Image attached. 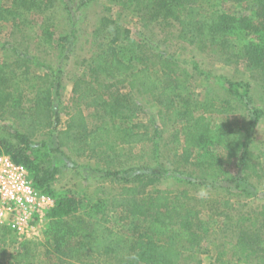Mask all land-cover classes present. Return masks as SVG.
Returning a JSON list of instances; mask_svg holds the SVG:
<instances>
[{
    "label": "trees",
    "instance_id": "trees-1",
    "mask_svg": "<svg viewBox=\"0 0 264 264\" xmlns=\"http://www.w3.org/2000/svg\"><path fill=\"white\" fill-rule=\"evenodd\" d=\"M10 1L9 7L0 3V22L11 18L20 34L26 26L25 15L46 10H42L46 8L43 0ZM89 1H81L79 8ZM115 1L123 17L140 19L144 32L137 40L119 22L101 20L96 37L106 33L110 25L112 31L106 37L111 38L99 44L88 73L74 74L72 101L77 104L64 107L67 121L62 130L57 131L61 115L53 106L61 96L66 69L64 61L59 65L49 58L57 52L68 61L79 31L72 28L62 34L53 23H43L34 41L22 35L15 39L16 46L5 45L13 56L0 61V120H12L17 128H8L10 137L0 141V155L24 165L34 189L55 203L42 230L44 241L24 240L13 264H203L201 257L209 254L205 246L208 229L200 223L204 207L221 215L225 228L233 232V241L217 247L216 262L264 264V205L255 215L234 217L230 211H221L232 208L230 199L197 200L190 188L151 191L167 174L185 176L190 186L222 187L219 181L234 183L236 188L241 184L264 185V147L260 153L252 148L264 111L251 110L242 129L244 135L229 125L222 129L205 116L217 104L225 107L238 102L246 107L251 85L215 77L222 95L200 103L195 95L194 71L187 66L192 63V69L205 79L210 73L193 60L177 61L158 52L147 36L152 29L166 35L175 31L181 43L199 51L219 49L226 60L244 61L251 77L264 84V0H230L233 6L226 10L219 9L220 0ZM31 47L37 53L32 54ZM87 62L78 66L85 67ZM141 101L157 104L162 109L157 116L163 122L165 117H174L175 123L182 125L173 131L175 140L180 134L186 138L182 154L175 161L169 154L163 157L167 167L160 163L159 172L137 165L120 167L123 159L131 156L138 158V165L156 162L161 152L163 137L154 126L157 121L137 120L145 107ZM40 136L53 137L57 148L69 153L62 154L61 162L65 160L71 168L80 167L72 158L94 160L95 171L104 174L103 183L108 185L101 189V196L78 199L70 191H56L53 183L60 170L51 167L47 141H37ZM138 145L147 150L134 157L130 153ZM230 163L236 173L224 177ZM170 165L174 167L170 169ZM118 212L120 221L141 220L142 225H136L130 236L113 230L109 218ZM0 235L13 234L4 231ZM90 258L99 262H90Z\"/></svg>",
    "mask_w": 264,
    "mask_h": 264
},
{
    "label": "rangeland",
    "instance_id": "rangeland-1",
    "mask_svg": "<svg viewBox=\"0 0 264 264\" xmlns=\"http://www.w3.org/2000/svg\"><path fill=\"white\" fill-rule=\"evenodd\" d=\"M46 8L44 12H32L25 15L26 26L22 28L23 33H17L13 26V21L11 18H7L0 22V61H4L8 57H12V52H8L5 45L14 44L15 39H20L22 35L27 37L29 40L34 41V37L40 34L39 27L41 24H52L53 27H56L62 34L71 31L72 28L79 31L77 40L75 41L74 51L70 52V58L68 61L59 58L58 53H54L53 57L49 58V61L56 62L59 65H62L64 61V69H66L63 77V90L61 91V96L59 99L54 101V111L60 112L61 115V124L59 125L57 131L62 130L65 127L67 121V116L64 115V112L67 110L64 109L66 105L69 104V107H74L77 103L72 101V89L73 83L72 78L74 74L82 75L84 72L88 73L90 62L93 59L94 55L98 51L99 44L109 41L111 37L107 36L111 33L112 28L107 30L102 36L99 35L96 37L95 32L101 26V20L103 18H108L112 21L119 22L123 30L127 29L131 32V37L135 39L139 38V33L144 32V28L140 19L134 15H128L123 17L120 14V5L115 0H90L88 4L80 7V3L83 0H43ZM0 3L6 7H9L11 4L10 0H0ZM50 3V5L48 4ZM219 9H229L233 4L230 0H220L218 2ZM51 9V10H48ZM249 14L248 11H246ZM149 42L155 47L158 52L164 53L165 56L173 57L177 61L191 62L192 60L198 63L200 68L210 73L211 77L205 79V76H200L192 69L193 64H188L187 68L190 71H194L193 75L195 77L196 85V99L198 102L202 103L208 99H218L222 95L221 87L214 79L218 76H224L231 79L233 82H244L251 85V91L247 101H244L246 107L242 103L230 102L227 106L222 107L220 104H217V107L209 112H206L207 121L216 122V125L222 129L226 125L233 127L236 132H239L240 135H244L242 129L247 125L246 121L251 117L252 109H261L264 111V84L256 81L251 77L249 68L247 67L244 61L238 60H226L219 49H212L210 51H199L195 47L181 43L176 38V32L173 31L172 34L166 35L165 33L160 32L158 29H152L148 35ZM27 41V40H25ZM32 45L34 43H31ZM14 46H16L14 44ZM9 47V46H7ZM30 52L37 53L34 50V47H31ZM236 50H233L235 52ZM44 56V53L41 54ZM84 60H88L85 67L78 66L82 64ZM62 103V107H60ZM220 103V102H219ZM141 104L145 105L142 113L138 117L141 123L157 121L154 124L155 127L159 129L162 134L163 139L160 141L161 152H159L157 159L158 161H149L144 162L141 165H138L137 160L127 158L123 159V165L120 167H132V166H144V168L151 169L152 172H159L160 169L157 167L160 163H163V157L170 155L171 161H175L178 156L183 152V147L185 146L186 138L185 136L178 135L180 139L175 140L176 136H173V131L175 129H180L182 126L181 123H175L174 117L164 118V122L160 120L157 116L162 109L156 105H150L146 101H141ZM71 111V109H69ZM73 111V110H72ZM86 111V110H85ZM165 111V110H164ZM86 115H89V112L86 111ZM244 121V122H243ZM90 123H93V119H89ZM166 123V124H164ZM7 127V129L5 128ZM17 128V125L12 120H0V141L2 139H9L10 133L8 128ZM254 144L253 150L256 153H260L264 147V118L258 123L256 131L253 136ZM46 140L47 149L51 153L50 161L51 167H59V172L55 177L53 188L56 191L66 190L70 191L73 196L80 199L83 196L90 197H99L101 196V189L107 188L108 185L103 183L104 174L102 172H96V163L94 160L89 158L74 159L79 168H71L69 163H66L65 160L62 161V154L66 151H61L57 148L53 137H39L37 141ZM170 146L168 143H172ZM167 143V144H166ZM166 144V145H164ZM183 146V147H182ZM147 150L143 148L142 145L136 146L131 150L130 154H133L134 157L139 155L142 150ZM68 153V152H65ZM69 154V153H68ZM129 156V155H128ZM195 160V157H193ZM167 167L165 163L162 164ZM174 165H170V169ZM96 170V171H95ZM226 170L228 171L226 176L230 178V175L236 173L234 171V164L230 163L227 165ZM131 177V176H129ZM185 176L183 175H164L163 182L157 187L151 189L161 190H179L190 188L191 195L197 200L200 199L198 193L201 189H204L207 192L206 198L211 200H220V199H230L232 208L224 210L221 208V211H230L232 216L237 217L239 214L255 215L264 205V185L256 184L253 187H248L245 184H241L239 188H236V184L231 182L219 181L222 183V187L213 188L208 184L200 185H191L188 184ZM211 181V180H210ZM190 183H192L190 181ZM209 183V182H208ZM223 186L230 190L232 195L239 194L238 197L229 195L227 190H224ZM246 191L245 194L241 193ZM228 192V193H227ZM249 195V196H248ZM202 223L208 229V235L206 237L205 246L209 250V254L201 257L203 264H220L216 262V249L217 247H224L228 245V242L233 241L232 230L226 229V222L222 216H218L214 211L209 212L207 208H203L200 211ZM109 226L119 232L130 236L133 232L136 225H142L141 220H134L132 223H124L120 221V213H115L109 218ZM37 241H44L43 236L37 238ZM24 240H19L15 236H6L2 237L0 235V264H13L14 257L17 253L20 252V244ZM36 241V239L34 240ZM39 243V242H38ZM227 260L230 257H226ZM90 262L98 263L99 260L89 259Z\"/></svg>",
    "mask_w": 264,
    "mask_h": 264
},
{
    "label": "built area",
    "instance_id": "built-area-1",
    "mask_svg": "<svg viewBox=\"0 0 264 264\" xmlns=\"http://www.w3.org/2000/svg\"><path fill=\"white\" fill-rule=\"evenodd\" d=\"M54 200L34 189L24 165L0 155V233L10 231L19 240L40 238Z\"/></svg>",
    "mask_w": 264,
    "mask_h": 264
},
{
    "label": "clouds",
    "instance_id": "clouds-1",
    "mask_svg": "<svg viewBox=\"0 0 264 264\" xmlns=\"http://www.w3.org/2000/svg\"><path fill=\"white\" fill-rule=\"evenodd\" d=\"M200 197H205L207 195V192L204 189H201L200 192L198 193Z\"/></svg>",
    "mask_w": 264,
    "mask_h": 264
}]
</instances>
